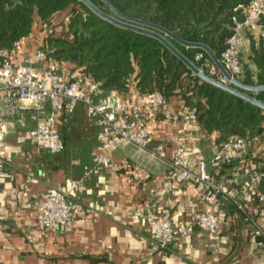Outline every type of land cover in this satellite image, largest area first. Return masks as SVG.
Instances as JSON below:
<instances>
[{"label": "crops", "instance_id": "crops-1", "mask_svg": "<svg viewBox=\"0 0 264 264\" xmlns=\"http://www.w3.org/2000/svg\"><path fill=\"white\" fill-rule=\"evenodd\" d=\"M57 27V26H56ZM57 30H60L59 26ZM21 48L24 55L44 44L40 32H34ZM240 46L242 73L248 69L256 79L257 65L251 58V40L264 35L262 19L254 29L241 31ZM21 55V56H22ZM78 69L66 62L61 67L64 76ZM112 100H127L148 107V95H142L131 82L127 91L113 90L107 94ZM183 98L173 95L170 102L177 110ZM0 116H3L0 102ZM38 121L34 110L27 108L24 119L7 118V135L0 142V158L5 161L7 174L0 178V264H264L263 239L264 206L246 200L249 212L261 208L254 221L245 218L231 199L225 195L215 210L221 223L217 230L195 228L187 235H178L173 243L161 248L147 222L150 208L170 218L174 225L196 220L205 206L203 187L192 182L177 184L166 196L157 197L151 189L160 188L170 169V162L179 146L196 169L200 160L209 162L219 131L208 132L199 120L187 127L188 138L178 132L180 123L166 122L161 114L147 121L154 138L147 148L133 142L120 145L109 154L112 166H98L97 172L85 176L84 191L72 190L71 200L79 206L66 226L45 229L27 209L17 204L16 193L28 190L34 198L43 199L56 190H67L72 181L81 180L85 165L101 150L96 119L83 104L74 112H58L57 126L65 142V149L53 153L39 144L21 138V133ZM257 134L247 137L248 159L264 158V140ZM165 142L166 151L160 155L155 145ZM243 163L208 168L214 180L232 185V178ZM148 175L145 176V175ZM246 176L240 174L244 183Z\"/></svg>", "mask_w": 264, "mask_h": 264}, {"label": "built area", "instance_id": "built-area-1", "mask_svg": "<svg viewBox=\"0 0 264 264\" xmlns=\"http://www.w3.org/2000/svg\"><path fill=\"white\" fill-rule=\"evenodd\" d=\"M264 17V0H252L245 10L242 20H235L234 32L227 40V46L222 51L220 60L227 70L235 77L242 73L240 46L243 40V29H254L258 20ZM34 28L44 31L50 29V23L35 19ZM27 37L15 41L12 47L0 48V102L3 116H0V142L7 135V118L24 119L26 109L36 112L38 121L35 126L21 133L23 140L39 144L56 153L65 149V142L56 122L58 112H74L78 104H83L88 114L96 119L97 136L101 142V150L97 152L91 164L85 165V175L81 180L72 181L67 190H56L43 199L34 198L28 190L22 189L16 193L19 207L27 209L34 215L45 229L62 228L73 219V211L79 206L78 201L71 200L72 190L84 191L85 176L91 171L97 172L99 165L112 166L109 154L120 145L133 142L141 148L149 147L154 138L148 131L147 121L161 114L166 122L178 121V132L188 138L187 127L198 114L195 107L184 100L177 110H173L170 100L159 91L148 96V107L142 109L138 104L127 100H112L103 93L99 82L85 74L80 68L64 76L58 64L49 57L44 45H39L21 54V48L26 44ZM22 55V56H21ZM197 59L203 54L198 53ZM218 74L216 78L225 80V76L213 62L210 65V75ZM264 140V125L257 135ZM155 151L164 155L165 142L155 145ZM185 148L179 146L171 159L170 169L160 188L151 189L157 197L168 195L173 188L182 182H192L203 187L206 206L196 220L189 224L174 225L170 218L162 216L154 208L147 212V222L152 230L155 241L161 248L170 246L178 235H187L199 228L215 231L219 228L221 219L215 208L221 203L223 195L229 197L236 208L244 213L245 218L254 221L261 208L249 212L246 200H253L264 206V192L259 185L262 173L251 165L248 159L247 138L239 135L228 136L218 144L209 162L214 166H237L243 163L232 178V185H223L214 180L206 160H200L194 165L185 154ZM7 170L5 161L0 158V178L5 177ZM240 174L246 176L244 183ZM145 176L148 177L146 174ZM263 237L259 245H264V231L258 228Z\"/></svg>", "mask_w": 264, "mask_h": 264}, {"label": "trees", "instance_id": "trees-1", "mask_svg": "<svg viewBox=\"0 0 264 264\" xmlns=\"http://www.w3.org/2000/svg\"><path fill=\"white\" fill-rule=\"evenodd\" d=\"M103 11L114 14L103 0H92ZM121 12L160 24L188 41L207 44L220 58L234 32L235 20L245 17L252 0H110ZM50 23L49 30L34 28L33 21ZM264 24V17L261 18ZM59 26L60 30H57ZM40 32L48 55L61 67L74 63L99 82L103 93L127 91L131 82L142 95L162 92L169 100L181 95L197 110L198 120L208 131H219L217 142L228 136L249 137L264 125V109L203 80L159 39L114 24L96 14L81 0H0V48ZM167 38L205 73L213 63L200 47ZM251 58L257 65L256 79L246 69L241 80L264 85V35L251 40ZM198 53L203 54L197 59ZM217 77L218 74H214ZM264 101V90L250 92ZM262 173L264 158L254 160ZM264 205V204H263Z\"/></svg>", "mask_w": 264, "mask_h": 264}, {"label": "water", "instance_id": "water-1", "mask_svg": "<svg viewBox=\"0 0 264 264\" xmlns=\"http://www.w3.org/2000/svg\"><path fill=\"white\" fill-rule=\"evenodd\" d=\"M96 14L103 17L104 19L117 24L119 26L129 28L159 39L165 46H167L178 58H180L187 66L192 70L194 74L199 76L205 81H208L218 87H221L229 92H232L264 109V101L256 98L250 92L264 90V85L248 84L233 76L227 68L224 66L220 58L215 52L205 43L197 41H188L171 31L170 29L134 16L127 15L121 12L110 0H103L114 14L107 13L100 9L92 0H81ZM166 35L172 36L181 43L187 46H194L203 48L207 54L211 57L213 62L219 68L221 73L225 76V80H220L210 74L205 73L199 68L196 63L190 60L184 53H182L168 38Z\"/></svg>", "mask_w": 264, "mask_h": 264}]
</instances>
